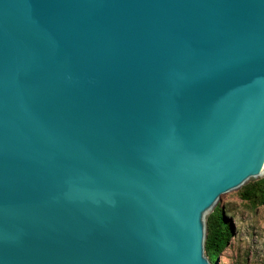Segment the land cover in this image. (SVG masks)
Instances as JSON below:
<instances>
[{
    "label": "water",
    "instance_id": "water-1",
    "mask_svg": "<svg viewBox=\"0 0 264 264\" xmlns=\"http://www.w3.org/2000/svg\"><path fill=\"white\" fill-rule=\"evenodd\" d=\"M263 177L264 0H0V264H217Z\"/></svg>",
    "mask_w": 264,
    "mask_h": 264
},
{
    "label": "rangeland",
    "instance_id": "rangeland-1",
    "mask_svg": "<svg viewBox=\"0 0 264 264\" xmlns=\"http://www.w3.org/2000/svg\"><path fill=\"white\" fill-rule=\"evenodd\" d=\"M215 215L222 217L228 234L217 255V264H264V197L250 200L242 199V195L230 197ZM216 223L217 220L210 219V232Z\"/></svg>",
    "mask_w": 264,
    "mask_h": 264
},
{
    "label": "trees",
    "instance_id": "trees-1",
    "mask_svg": "<svg viewBox=\"0 0 264 264\" xmlns=\"http://www.w3.org/2000/svg\"><path fill=\"white\" fill-rule=\"evenodd\" d=\"M264 197V177L250 189H245L242 194V199L250 200L252 198H262ZM214 218L217 220L215 228L211 230L210 234L206 237L204 242V250L211 256V261L217 257L218 253L224 248L227 242V226L223 221L222 217L214 216L213 214L209 216V219Z\"/></svg>",
    "mask_w": 264,
    "mask_h": 264
}]
</instances>
